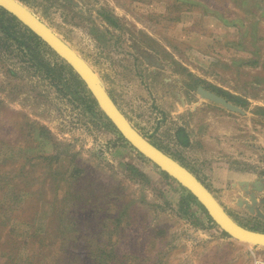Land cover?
Masks as SVG:
<instances>
[{
  "label": "rangeland",
  "instance_id": "374dc122",
  "mask_svg": "<svg viewBox=\"0 0 264 264\" xmlns=\"http://www.w3.org/2000/svg\"><path fill=\"white\" fill-rule=\"evenodd\" d=\"M19 1L88 62L136 129L200 170L240 225L264 231V0ZM12 25L0 13V264H264V247L223 232L126 142L65 60ZM198 98L215 106L203 114L210 134L216 108L244 114L246 151L228 163L259 179L238 183V198L179 151L176 126Z\"/></svg>",
  "mask_w": 264,
  "mask_h": 264
},
{
  "label": "water",
  "instance_id": "95a60500",
  "mask_svg": "<svg viewBox=\"0 0 264 264\" xmlns=\"http://www.w3.org/2000/svg\"><path fill=\"white\" fill-rule=\"evenodd\" d=\"M0 7L14 15L18 21L29 28L60 58L65 60L74 72L84 81L91 95L104 115L110 120L121 136L142 155L150 159L161 170L184 186L200 202L212 221L228 236L255 246L264 247V231L240 225L226 211L212 191L186 166L157 147L146 138L120 110L110 94L100 82L98 74L88 62L65 42L51 27L40 19L19 0H0ZM200 94L232 110L237 107L225 97L200 86Z\"/></svg>",
  "mask_w": 264,
  "mask_h": 264
},
{
  "label": "crops",
  "instance_id": "0c3cea01",
  "mask_svg": "<svg viewBox=\"0 0 264 264\" xmlns=\"http://www.w3.org/2000/svg\"><path fill=\"white\" fill-rule=\"evenodd\" d=\"M186 105H188V107L185 106V108H183V112L184 110H187L185 112L186 114H183L185 117L178 121L179 125L176 126V130L179 129L180 126L186 127L182 128L186 130L188 142L185 145L182 143H177L179 151L181 153H186L190 157L189 160L191 164H195L197 169L201 168L202 170V168H208V171H204L203 173L206 175L213 174L214 178L211 179L213 182L216 181L219 184L230 182V184L233 186L231 190L232 194H237L238 198V195L242 194V192L236 189L238 183L241 185L249 183L246 185L251 187L252 183H257L256 180L259 179L257 172H242L240 169L230 167L228 163V159H234L238 157L237 154L233 156L235 151H237L236 153L238 154L246 151V137L244 132L245 121H243V123L241 122V119L244 118V114L229 110L222 111L216 108L217 111L216 115L214 116V122L215 120L219 121L216 124H213V132L210 134V132L207 131L209 127L204 122L203 114L206 111V107L215 108V106L212 104L207 105V103L203 102V100H200V98L191 99ZM205 121H210V118L207 117ZM176 130L173 132H176ZM217 146L218 150L216 149ZM212 147L214 148L212 149ZM173 158L178 160L176 157ZM207 159H216L218 161H214V163L211 165L208 162L203 163V161ZM180 163L186 166L200 179L198 175L200 170L194 171L191 169L190 165H187L182 161ZM209 168H211L213 172L211 170L209 171ZM242 174H248V176H243ZM200 180L202 182L204 181L202 179ZM210 190L212 191V189ZM212 192L215 197L218 198L214 191ZM225 193L229 194L228 191ZM220 241L231 243V240L228 238H220Z\"/></svg>",
  "mask_w": 264,
  "mask_h": 264
},
{
  "label": "trees",
  "instance_id": "16d2710c",
  "mask_svg": "<svg viewBox=\"0 0 264 264\" xmlns=\"http://www.w3.org/2000/svg\"><path fill=\"white\" fill-rule=\"evenodd\" d=\"M0 13L5 15L13 23L12 26H18L20 28H23L25 33H27L28 37L35 40V43H37L39 45L40 44L46 45L45 42H43L36 34H34L29 28H27L25 25H23L20 21L17 20V18L14 15H12L8 11H6L4 8L0 7ZM183 131H184L183 129H180V132L178 133V138H179V142L182 143L183 145H185L188 142V136H187V133H185ZM6 183L8 184L9 182L6 181ZM36 197H39V194L37 192H36ZM12 200H13V198H12ZM99 252L101 254L104 253L105 247L99 248ZM61 261H63V262L65 261L64 256L61 257ZM70 262L73 263L72 261H70ZM96 264H105V261L103 259H100L96 262Z\"/></svg>",
  "mask_w": 264,
  "mask_h": 264
},
{
  "label": "built area",
  "instance_id": "2783aa9c",
  "mask_svg": "<svg viewBox=\"0 0 264 264\" xmlns=\"http://www.w3.org/2000/svg\"><path fill=\"white\" fill-rule=\"evenodd\" d=\"M256 264H263V262H262V261H259V260H257V261H256Z\"/></svg>",
  "mask_w": 264,
  "mask_h": 264
}]
</instances>
